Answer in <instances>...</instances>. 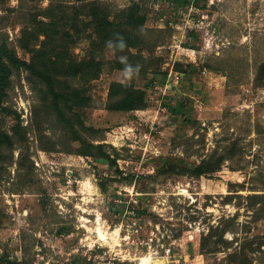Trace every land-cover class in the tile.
Listing matches in <instances>:
<instances>
[{"label": "rangeland", "instance_id": "1", "mask_svg": "<svg viewBox=\"0 0 264 264\" xmlns=\"http://www.w3.org/2000/svg\"><path fill=\"white\" fill-rule=\"evenodd\" d=\"M133 9L137 46L100 44L97 21ZM47 16L101 70L60 78L86 97L63 106L66 122L46 84L13 68L0 264H264V0H0V43L29 60L21 31ZM112 81L144 106L110 110Z\"/></svg>", "mask_w": 264, "mask_h": 264}, {"label": "trees", "instance_id": "2", "mask_svg": "<svg viewBox=\"0 0 264 264\" xmlns=\"http://www.w3.org/2000/svg\"><path fill=\"white\" fill-rule=\"evenodd\" d=\"M45 19H36L37 26L34 30L23 28L19 38L20 46L32 56L29 60L19 58L5 43H0V110L1 101L7 87L10 84V76L13 68L24 67L30 73L34 74L46 84V89L51 96L53 108L64 121L68 122L64 115L63 106L72 108V106L82 105L86 100L80 91L74 87L67 85L66 76L81 75L85 78H96L100 72L99 62L95 59L77 60L75 59L69 48L75 39L69 36L68 30H61L53 25L52 20L48 17ZM143 15H137L135 10L128 11L122 22H114L108 19L107 15L102 16V19L96 23V33L99 35V43L103 44L107 40H111L114 48L119 53H124L131 47H136L138 36L133 29L143 23ZM96 22V20H95ZM43 36V39L40 37ZM38 42V47H36ZM109 97L111 101L108 105L110 110L129 111L142 108L145 104L144 91L136 88L131 84L112 81L109 86ZM171 106V105H170ZM172 107V106H171ZM173 110H178V107H172ZM188 120V119H186ZM74 132L72 126L70 129ZM7 140L6 135L0 131V144ZM82 154L87 155L85 150ZM105 158V157H104ZM110 165H115V159L106 156ZM209 166H200L199 169L207 170ZM197 172H201L197 170ZM5 264H19L17 261L7 260Z\"/></svg>", "mask_w": 264, "mask_h": 264}, {"label": "built area", "instance_id": "3", "mask_svg": "<svg viewBox=\"0 0 264 264\" xmlns=\"http://www.w3.org/2000/svg\"><path fill=\"white\" fill-rule=\"evenodd\" d=\"M181 76H182V72L180 71H170L167 79L169 82L171 81L172 83H176L181 78Z\"/></svg>", "mask_w": 264, "mask_h": 264}, {"label": "bare ground", "instance_id": "4", "mask_svg": "<svg viewBox=\"0 0 264 264\" xmlns=\"http://www.w3.org/2000/svg\"><path fill=\"white\" fill-rule=\"evenodd\" d=\"M101 237H104V235L102 233H100Z\"/></svg>", "mask_w": 264, "mask_h": 264}]
</instances>
